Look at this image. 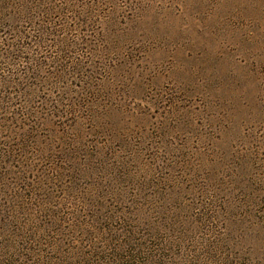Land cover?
<instances>
[{
    "label": "rangeland",
    "instance_id": "1",
    "mask_svg": "<svg viewBox=\"0 0 264 264\" xmlns=\"http://www.w3.org/2000/svg\"><path fill=\"white\" fill-rule=\"evenodd\" d=\"M0 264H264V0H0Z\"/></svg>",
    "mask_w": 264,
    "mask_h": 264
}]
</instances>
